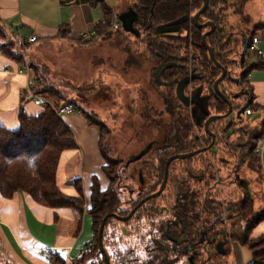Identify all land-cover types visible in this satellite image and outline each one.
<instances>
[{
  "label": "trees",
  "instance_id": "16d2710c",
  "mask_svg": "<svg viewBox=\"0 0 264 264\" xmlns=\"http://www.w3.org/2000/svg\"><path fill=\"white\" fill-rule=\"evenodd\" d=\"M84 1L90 6L100 5L102 10V18L92 25L96 30L94 37L104 36L110 32L109 24L111 11L113 10L104 0ZM245 3L246 0H208L206 8L199 15L198 20L200 22L205 20L214 22V29L206 36V41L213 49L215 58L226 67L230 74V77L225 76L218 83V86L230 99L232 109L239 110L245 105V109L249 111L262 112V118L257 124L259 128L251 129L253 135L249 136V141L254 138L255 140L259 139V142L264 137V105L261 106L254 102L253 92L247 85L246 77L251 68L264 67V62L258 60L247 63L245 56L251 46L253 29L264 23L255 24L252 28L247 27L244 29L247 33V44L243 65L241 71L233 75L232 65L237 66L240 64V56L238 55L241 54L243 49L244 39L243 36L237 33L232 36L233 32L229 30L231 27L226 25L228 24L226 20L225 22L223 21V11L225 10V15H227L226 11L231 9L232 13L239 17L238 24L244 27L248 26L249 18L244 13ZM201 4L202 0H132L130 3L131 9L136 16L134 28L138 32L139 30L144 31L146 46L154 53L155 68L160 71V81H156V84L159 87L170 88V93L166 94L163 100L166 103V112L172 114L171 119H167L168 125L164 122H162L163 124L161 122L158 123L163 126L161 128L162 138L158 139L161 145L158 148L161 154H157L159 165H155L154 161H146L141 165L142 170L146 169V172L157 178L155 183H160L162 179L164 160L167 156L172 153L207 146L210 143L211 136L203 130L204 119L210 114L224 113L227 110L226 102L214 91L212 86L214 79L220 73V69L209 59L207 50L201 43V34L208 27H197L192 21L193 13ZM65 30L64 26L60 27L58 34H64ZM241 30L242 32L244 31L243 29ZM0 32L5 35L8 33L7 28L1 22ZM139 34L137 37H139ZM18 44L20 47L19 52L16 51L12 40H0V54L20 62L23 56V46L22 43L21 45L20 43ZM178 48L184 49L186 53L192 51L196 55L192 57L191 61L189 57L181 58L176 52ZM129 60L131 61L132 58H129ZM36 66L38 65L30 63L36 83L41 84V87L38 86L39 89L35 92L42 95L45 93V98L52 102L53 106L68 102L73 104L77 110V106L73 101L65 100L57 88L47 85L39 77L40 70L38 71ZM179 81L183 82L182 89H180ZM223 82H229L237 86L238 89L233 91L229 88L228 90L223 85ZM190 83L194 86L190 91V95H188L184 93V90ZM234 98H241L242 103H235ZM43 105V108L36 114L26 113L20 105L17 110V125L14 128H8L0 122V193L4 197H11L14 192L22 191L28 193L35 201L45 206L52 208L67 206L82 212L86 199L82 193L79 178L73 179L77 195L65 194L56 184V168L60 153L66 148L74 147L76 145L75 138L69 126L62 120L60 115L56 114L54 107L49 102ZM83 114L89 123L98 126V145L103 160L101 171L106 177L107 184L105 183V187L101 186L96 174L91 175L86 210L92 218L93 236L90 245H88L90 247L86 250L87 246H85L77 255L73 256L71 264H88L89 262L86 260L89 259L96 261H92L93 264H104L103 255L97 241L100 221L108 212H116L120 215L126 214L131 205L128 204L130 207L124 208V203L119 196L120 177H122L125 164L120 166V160L107 157L100 145V130L105 127L104 123L101 120L91 119L86 112H83ZM199 116L202 118L198 122ZM228 116L229 114L209 123V129L214 132L215 137L214 142L207 149L214 147L216 137H218L220 132L222 133L221 136L226 135L227 137L229 135L230 125L233 120H227V123L223 121L225 123L223 125H216L217 121L223 120L222 118L227 119ZM194 127L200 130L201 135L193 134L191 136ZM257 147L258 145H247L246 150H248V155L253 151L260 163L261 159ZM153 156L155 157L154 154ZM191 158L192 156L182 159ZM172 162L173 160L169 165ZM154 184L150 187V191L155 189L153 188ZM241 187L244 188L243 191L234 199L231 198L229 200L224 196L220 199L213 195L214 190L212 188L207 190H200V188L198 190L191 189L186 179H181L176 185V189L180 194L191 196L189 199L192 217H196L200 211L199 209L203 206H201L198 198L193 199L199 196L201 192V196L202 194L204 195L206 202V218L201 220L224 222V210L230 214L234 219V221H231L233 225L230 227L232 238L236 239L251 254V259L247 264H264V234L256 237L251 236L254 226L264 220V206L256 209L251 192L245 189V186ZM196 191L199 193H196ZM147 192L149 191L147 190L144 193ZM139 197L133 201H137ZM144 204L136 212H139ZM177 204L175 206L179 207V203ZM180 207H183V205L181 204ZM179 212L178 209L176 214ZM110 218L114 217H108L105 224ZM167 220L184 221L185 219L180 214L174 219L166 218L163 221ZM191 220L197 219L192 218ZM104 227L102 241L105 248ZM94 248L96 253L90 256V251ZM85 255H87L86 258ZM108 257L110 259V254H108ZM50 258L55 262L65 264L63 257L57 253H53Z\"/></svg>",
  "mask_w": 264,
  "mask_h": 264
},
{
  "label": "rangeland",
  "instance_id": "374dc122",
  "mask_svg": "<svg viewBox=\"0 0 264 264\" xmlns=\"http://www.w3.org/2000/svg\"><path fill=\"white\" fill-rule=\"evenodd\" d=\"M104 1L112 10L118 11L132 2V0ZM100 8V5L93 7L95 12L99 13L98 18ZM227 11L230 13L231 9ZM228 12L225 15V10L223 11V21L226 20L228 23L226 25L231 27L228 29L232 30V36H234L235 33H239V30H244V26L238 24L237 16L233 18L232 16L235 15ZM5 25L12 27L6 20ZM249 25L252 28L254 24ZM130 31L122 27V30H112L100 37L83 40L74 37L71 43L73 47L70 49L55 44L54 39H49L48 44L38 40L36 46L30 51V56H28L29 53L26 55L27 61L30 58L36 60L33 63L38 65L36 67L38 71L40 70L41 79L47 85L57 88L65 100L75 103L77 110L75 109L74 112L80 113L85 119L83 112H86L91 119L101 120L104 123L105 127L100 130V145L107 157L120 160V166H123L131 155L137 153L148 142L152 143L151 147L160 145L158 139L162 138L163 126L158 123L164 122L168 125L166 121L172 116L166 112V103L163 100L165 95L170 93V88L159 87L156 84L154 53L146 46L144 31L139 30V37ZM22 34L26 36L27 32ZM0 40H12L16 51H20L18 39L11 32L8 31L6 35L0 32ZM176 52L181 58L189 57L190 61L196 55L192 51L186 53L182 48H178ZM129 58H132L130 62H128ZM40 59L48 66L47 73L42 71L41 63L38 62ZM239 65H232L233 75L241 71L242 67ZM223 85L228 90L229 88L233 91L238 89L229 82H223ZM34 86L39 89L41 84L35 81ZM193 86L191 83L188 84L184 93L190 95ZM234 102L242 103V100L234 98ZM237 112L238 109H232L227 119L222 118L223 120L217 121L216 125H223L227 123V120H233L229 135L221 136L220 132L213 148L204 150L192 156L191 159L173 160L169 165V178L163 194L148 200L139 212H135L126 221L115 218L107 221L104 227V243L106 252L110 254V264H114L115 260V264H125L126 250L131 247L137 248L140 243L149 239L147 224L157 223L170 217L171 210L166 207L171 206L172 194L177 191L176 185L181 179H186L191 189L212 188L213 195L220 199L222 196L229 200L234 199L243 191L244 188L241 186H245V189L253 195V199L262 200L258 197H260V191L264 190L263 161L259 163L253 151L248 155L246 150L247 145H261V140L258 142L259 139L251 138L249 141V136L253 135L251 129L259 128L257 124L262 118V112H252L244 108L239 117ZM223 121L226 122L223 123ZM193 134L201 135V132L194 127L191 136ZM157 154H161L158 148L155 152L149 151L140 160L124 166L125 169L120 177L121 201H127L132 197L133 200L136 199L139 197L136 195L138 191L142 193L150 191V187L157 178L146 172V169L142 170L141 165L146 161H154L155 165H159ZM139 169L145 181L143 184L138 182ZM158 184L156 182L153 188H156ZM125 186L133 188L132 195L124 188ZM262 202L264 199L259 203L256 202L254 207L259 209ZM128 204V202L125 203L123 207H130ZM86 246L87 250L90 246ZM90 252V256L96 253L95 248ZM137 253L140 252L136 250L132 256H137ZM237 255L241 264L246 263L250 257L245 248H238ZM142 259L132 261L141 264ZM86 261L89 262L88 264H93L92 261L96 262L94 259Z\"/></svg>",
  "mask_w": 264,
  "mask_h": 264
},
{
  "label": "crops",
  "instance_id": "0c3cea01",
  "mask_svg": "<svg viewBox=\"0 0 264 264\" xmlns=\"http://www.w3.org/2000/svg\"><path fill=\"white\" fill-rule=\"evenodd\" d=\"M93 7L84 0H0V22L2 24L4 21L2 25L16 35L20 44L30 35L36 36V40L30 45L28 54L30 56V51L38 40L48 44L49 39H54L55 44L66 49L72 48L71 43L76 33L82 29H89L102 18V10L98 18L99 13H96ZM244 7L249 24L264 23V0H246ZM130 8L128 3L122 10L113 11L122 13ZM228 14L235 15L233 18L237 16L232 11ZM5 20L14 28L5 25ZM249 24L244 29L250 27ZM62 26L66 28V32L58 34ZM22 32H27L26 36H23ZM130 32L138 36L133 31ZM242 33L240 30L238 35L242 36ZM253 35L258 38L256 45L261 52L258 53L255 47L250 46L245 59L247 63L258 60L264 62V24L255 27ZM34 61L36 60L30 58L27 62L30 64ZM38 62L41 63L42 71L47 73L48 66L41 59ZM20 66L21 61L16 62L0 54V122L8 128L17 125V110L20 105L28 114H36L44 106L27 94L26 79L17 72ZM154 77L155 81H159L158 68ZM246 81L253 92L254 102L264 105V67L251 68ZM60 117L71 129L76 145L60 153L56 168V184L65 194L77 195L73 179L79 178L86 199L83 210L80 212L67 206L48 207L22 191L14 192L11 197H4L0 193V264H60L50 258L53 253L62 256L65 264H69L73 256L86 245H90L93 236L92 218L86 210V205L91 175L96 174L100 185L106 182V177L101 171L103 160L98 145L99 130L98 126L89 123L78 112L63 113ZM261 143L264 145V137ZM262 164L264 168V160ZM258 198L262 200L256 201L254 198V205L263 201L264 190L260 191ZM262 203L263 206L264 202ZM261 234H264V220L258 222L251 231L253 237ZM238 248L244 247H235L234 264H241L237 255ZM249 255L251 257L250 252ZM249 260L242 264H247Z\"/></svg>",
  "mask_w": 264,
  "mask_h": 264
},
{
  "label": "flooded vegetation",
  "instance_id": "af4514ba",
  "mask_svg": "<svg viewBox=\"0 0 264 264\" xmlns=\"http://www.w3.org/2000/svg\"><path fill=\"white\" fill-rule=\"evenodd\" d=\"M133 26H134V21L132 22V28L134 29ZM120 28H122V24ZM243 32L246 33L245 31ZM134 33L139 34V32L136 29ZM150 143L151 142H148L137 153L131 155L125 161L124 164L128 165L133 161L140 160L149 151L153 150L155 152L156 148H159L161 146V145H155L151 147L152 143L151 144ZM143 149H146V151L138 159L133 160L132 157L137 155ZM167 174L168 175H167L166 183L169 178V165H168ZM138 182L139 184L145 183L140 169L138 170ZM124 188L128 190L130 195H132V193L134 192L133 188H128L127 186H125ZM157 188L158 186L155 189ZM154 190H151L147 193L144 192L142 193L141 191H138L136 195L140 197L137 199V201L134 202L132 197L131 199H127V201L122 200V202L124 204L128 202L129 205H131L132 207L135 203L141 200L146 194ZM196 193L199 192L196 191ZM201 193H199V196H196L193 199L198 198L201 206L202 205L203 206L199 209L200 211L198 215H196V217L195 216L192 217L193 215L190 210V199H189L191 196L182 195L178 191L174 192L172 194L171 206L166 207L168 208V210H171L169 213L170 217L168 218L174 219L175 217H178L180 214H182V217L185 220L184 221L167 220V221H160L157 223L147 224L149 229V232H147V236L149 237V239L146 242L140 243L137 248L131 247L126 250L125 255L127 256V259L124 260L125 264H129V262H131V264H136L132 260L137 261L140 258H143L141 264H224V263L234 264L233 252L235 250V247L236 246L243 247L238 243L236 239L232 238V235L230 233V227L233 225L231 221L232 220L234 221V219L233 217L230 216V214H228L224 210L225 213V214L223 213L225 215L224 222L223 221L207 222L205 220H201L206 218V212H205L206 202L204 199V195L202 194L201 196ZM160 194H163V190L160 192ZM148 200H146L143 203H146ZM177 203H179V207H176L178 205ZM181 204L183 205V207H180ZM137 209L135 210V212L137 211ZM178 209L180 212L176 214V212H178ZM135 212L133 213V215L135 214ZM192 218L197 220H191ZM136 250L139 251L140 253L139 254L137 253L138 254L137 256L134 255L132 256L133 253H136Z\"/></svg>",
  "mask_w": 264,
  "mask_h": 264
},
{
  "label": "water",
  "instance_id": "95a60500",
  "mask_svg": "<svg viewBox=\"0 0 264 264\" xmlns=\"http://www.w3.org/2000/svg\"><path fill=\"white\" fill-rule=\"evenodd\" d=\"M208 4V0H202V4L201 6L193 13L192 16V21L194 23L195 26L197 27H208L202 34H201V43L202 45L206 48L207 50V54L209 59L214 63L215 66H217L220 69V73L219 75L214 79L213 81V89L214 91H216V93L226 102L227 104V110L224 113H213L207 116L206 119H204L203 121V130L208 133L211 136V141L207 146H203L200 148H196V149H192L190 151H185V152H177V153H173L170 154L164 163V168H163V176L161 179V182L158 185V188L155 189L154 191L146 194L141 200H139L137 203H135L126 214L120 215L116 212H108L106 213L101 221L100 224L98 226V231H97V241H98V245H99V249L103 255V259H104V264H110V260L108 257L107 252L105 251L104 245H103V241H102V233H103V227L104 224L107 220L108 217L112 216L120 221H126L128 220L133 213L135 212V210L146 200L150 199V198H154L156 196H158L160 194V192L163 190V188L166 185V180H167V173H168V165L169 163L174 160V159H182V158H186V157H190L193 156L201 151L206 150L209 146H211V144L214 142V137L215 134L213 131H211L209 129V123L215 119L221 118V117H225L227 116L231 110H232V104L230 99L219 89L218 83L225 77L228 76L230 77V74L228 73L226 67L221 64L214 56V51L213 49L210 47V45L207 43L206 41V36L214 29V22L212 20H205L200 22L198 20L199 15L204 11V9L206 8ZM118 18L121 21L122 27L124 29H130L131 31L135 32V30L132 28V22L135 20L136 16H135V12L130 8V10H127L125 12L119 13ZM243 39H244V44H243V49L241 51L240 54V66L242 67L243 65V57H244V52L246 49V44H247V35L246 33L242 34ZM184 81V80H183ZM180 82V89H182L183 86V82ZM179 95L181 96V94L179 93ZM182 97V96H181ZM188 99V98H187ZM245 108V105L242 106L238 112H237V116H239L240 112L243 111V109ZM200 118H202L201 116L198 117L197 121H200ZM146 151V149H143L141 152H139L137 155L133 156L132 159H138L144 152Z\"/></svg>",
  "mask_w": 264,
  "mask_h": 264
},
{
  "label": "built area",
  "instance_id": "2783aa9c",
  "mask_svg": "<svg viewBox=\"0 0 264 264\" xmlns=\"http://www.w3.org/2000/svg\"><path fill=\"white\" fill-rule=\"evenodd\" d=\"M112 17L110 20V24H109V29L110 30H115V29H119L121 27V21L118 18V13L113 11L112 12ZM96 35V30L94 27H90L89 29H82L79 30L75 37L79 38V39H88V38H93ZM36 40V36L35 35H30L27 39L21 41L22 46H23V51H22V59H21V66L17 69V72L22 74L25 77V81H26V86L28 88V95L29 97L35 99L37 102L43 103L45 104L46 102H49V104H51L52 107H54L56 114L61 115L63 113H68V112H73L75 111V107L73 104L65 102L62 103L58 106H53L52 102H50L49 100H47L44 96H42L40 93H36V89L37 87H35V79L32 73V70L30 68V64L27 62L26 60V55L29 53L30 50V45L33 41ZM257 42H258V38L256 36H253L251 39V46L255 47L257 52L260 53L261 49L257 47ZM249 111V110H248ZM257 150L259 151L260 154V159L261 162L263 161L264 157V145H258Z\"/></svg>",
  "mask_w": 264,
  "mask_h": 264
},
{
  "label": "bare ground",
  "instance_id": "6f19581e",
  "mask_svg": "<svg viewBox=\"0 0 264 264\" xmlns=\"http://www.w3.org/2000/svg\"><path fill=\"white\" fill-rule=\"evenodd\" d=\"M253 36H255V35H253ZM253 36H252V37H253Z\"/></svg>",
  "mask_w": 264,
  "mask_h": 264
}]
</instances>
